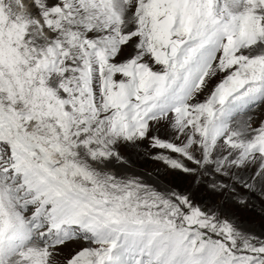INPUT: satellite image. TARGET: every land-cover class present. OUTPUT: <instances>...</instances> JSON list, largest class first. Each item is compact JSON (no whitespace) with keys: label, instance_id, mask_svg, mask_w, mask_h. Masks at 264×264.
I'll return each instance as SVG.
<instances>
[{"label":"snow or ice","instance_id":"obj_1","mask_svg":"<svg viewBox=\"0 0 264 264\" xmlns=\"http://www.w3.org/2000/svg\"><path fill=\"white\" fill-rule=\"evenodd\" d=\"M262 106L264 0H0V264H264Z\"/></svg>","mask_w":264,"mask_h":264},{"label":"rangeland","instance_id":"obj_2","mask_svg":"<svg viewBox=\"0 0 264 264\" xmlns=\"http://www.w3.org/2000/svg\"><path fill=\"white\" fill-rule=\"evenodd\" d=\"M258 112H264V106L257 110ZM134 171L148 180L149 183L156 182L158 174L163 173V168L157 172V165L149 159L146 155L135 160ZM167 180H171V176L166 177ZM229 211L237 218V221L245 228L256 232L257 234H264V210L257 203V206L248 209L231 208Z\"/></svg>","mask_w":264,"mask_h":264}]
</instances>
